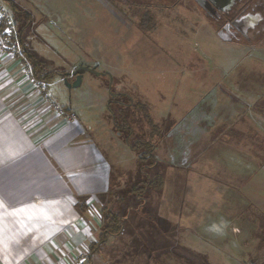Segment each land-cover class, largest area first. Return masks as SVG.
Segmentation results:
<instances>
[{"label": "rangeland", "instance_id": "374dc122", "mask_svg": "<svg viewBox=\"0 0 264 264\" xmlns=\"http://www.w3.org/2000/svg\"><path fill=\"white\" fill-rule=\"evenodd\" d=\"M133 1L0 0L15 25L0 47V105L46 136L74 117L109 166L107 189L84 186L96 165L62 175L82 187L52 191L3 161L0 264H264V41H223L194 0ZM165 4L152 23L143 15ZM14 75L34 93L3 99ZM141 141L156 146L155 166ZM156 173L159 190L147 184ZM70 207L87 215L64 222ZM108 212L123 231L101 243Z\"/></svg>", "mask_w": 264, "mask_h": 264}, {"label": "crops", "instance_id": "0c3cea01", "mask_svg": "<svg viewBox=\"0 0 264 264\" xmlns=\"http://www.w3.org/2000/svg\"><path fill=\"white\" fill-rule=\"evenodd\" d=\"M260 41H264V34L261 36ZM16 67V63L10 66L11 76H13V70H16ZM11 80V84L8 83L5 86V88L9 89L2 91L7 92L3 99L14 93H20L22 96H29L34 93L35 90L32 83L28 81L23 82L20 75H14V77H11ZM14 84L18 85V87ZM10 106H13L12 110L22 108V106L13 105V102H9ZM6 108L5 104L3 106L0 105V112ZM33 108L29 107L30 110ZM35 113L36 111H33V113L29 111L28 113H23L22 121L27 125L31 121H35L37 118ZM68 115L72 114L69 112ZM40 123L41 121H35L32 125H29L30 131H28L22 125L21 120L18 117L16 118L11 110L6 109V116L0 121V164H3V161H5V166H7L6 173L11 175L16 174L18 170H11L8 164L13 162V160L15 162L23 161V172L29 175V182L35 184L31 188L37 190L51 189L55 191L69 187L76 190L82 186L77 182L72 183V180L68 178L63 179L62 175L74 173L79 168H92L97 165L100 168L102 167V169L94 173L95 175L93 177L95 180L92 184L84 186L93 190H98L99 188L104 190L109 187V181L104 179V175L109 170L108 163L103 155L99 154L88 132H86L74 117L71 120L60 121L59 125H56L57 127L52 131L49 129L47 136V133L43 131L45 130V126ZM84 133L85 139L81 140L82 138L80 137ZM245 151L247 152V150ZM248 152L253 154V151ZM262 167L264 168V166ZM54 204H56L55 201L48 200L47 205L54 206ZM67 213V216L63 220L64 222L71 223L79 219H84L81 216L87 215L80 214L77 209L71 207ZM64 224L66 225L67 223ZM80 229L81 232L84 230V228ZM75 232L77 234L78 231L74 229ZM57 233H53L52 235L55 237V235H58ZM82 234L85 236V233ZM79 237H82V235H79ZM39 259L41 258L39 257ZM4 264L9 263L4 261Z\"/></svg>", "mask_w": 264, "mask_h": 264}, {"label": "flooded vegetation", "instance_id": "af4514ba", "mask_svg": "<svg viewBox=\"0 0 264 264\" xmlns=\"http://www.w3.org/2000/svg\"><path fill=\"white\" fill-rule=\"evenodd\" d=\"M128 3L132 2L134 3L133 0H126ZM150 3L153 2V0H148ZM199 8L204 11L203 15L209 16L210 19H214L218 21L219 26L216 28V33L218 35L219 30H221L223 27L228 26L229 32H232V40H239V41H260L261 36L264 34V0H235V5L234 7L227 13V12H220L219 15L213 14L210 16L206 9H204L196 0H194ZM148 10L150 11H145L143 12L146 19H151L154 21V19H157V13L158 9H167L171 8L169 5H157V6H152V5H147ZM147 7H145L147 9ZM153 10V12L151 11ZM156 10V11H155ZM153 14V15H152ZM261 14L262 18L259 20L258 23H255L252 25L254 22H250L245 20V24L243 25L240 23V29L241 31L236 30V28L230 24H233L234 20L238 17L239 19H247L249 18V15H257ZM260 17V15H259ZM250 24L247 28V26ZM156 25V24H154ZM154 27V26H153ZM141 30V29H140Z\"/></svg>", "mask_w": 264, "mask_h": 264}, {"label": "trees", "instance_id": "16d2710c", "mask_svg": "<svg viewBox=\"0 0 264 264\" xmlns=\"http://www.w3.org/2000/svg\"><path fill=\"white\" fill-rule=\"evenodd\" d=\"M11 6H13V4ZM15 11L18 14H20V12H22V11H18L16 9H15ZM23 14L27 20L26 23H28L31 20L30 14H26V13H23ZM34 63H35L34 65H36V66L38 65L36 60ZM253 142L254 141H252V143ZM140 144L144 145V147H145V152L142 153L143 158H151L153 160L152 165L155 166L158 162L157 157H156V146L152 142L141 141V142H139V144L137 146H133V148H135V149L139 148ZM255 153H256V151H255ZM256 154H257V156H259L258 152ZM262 163H264V161ZM147 184L149 186H151L152 189L159 190V189L164 187L165 179L161 174L156 173L149 178ZM137 190H138L137 187L133 189V191H137ZM122 231H123V218H121L117 214H114L113 212L112 213L108 212L106 214V226H105L104 231L101 235V243L108 241L111 237H115V236L120 235L122 233ZM92 246H94V245H92Z\"/></svg>", "mask_w": 264, "mask_h": 264}, {"label": "water", "instance_id": "95a60500", "mask_svg": "<svg viewBox=\"0 0 264 264\" xmlns=\"http://www.w3.org/2000/svg\"><path fill=\"white\" fill-rule=\"evenodd\" d=\"M204 9H206L207 13L212 16L213 14L219 15L220 12H229L235 5V0H196ZM213 14H212V12ZM260 15V17H259ZM249 18L247 19H239L238 17L234 20L233 24H230L232 26H234L236 28V30L241 31L240 29V23H242L243 25L246 23L245 20L250 21V22H254L252 25H254L255 23H258L259 20L262 18L261 14H257V15H249ZM245 22V23H244ZM250 24H248L247 26H245V28H247ZM232 32H229V28L228 26L223 27L221 30H219L218 32V37L220 39H222L223 41H232ZM76 79L75 82L72 85H69V87L71 86H79L82 84L83 81V69L79 68L77 70H75L72 73ZM67 83V81H66Z\"/></svg>", "mask_w": 264, "mask_h": 264}, {"label": "built area", "instance_id": "2783aa9c", "mask_svg": "<svg viewBox=\"0 0 264 264\" xmlns=\"http://www.w3.org/2000/svg\"><path fill=\"white\" fill-rule=\"evenodd\" d=\"M2 25H5L6 30L2 33L0 32V47H3L5 52H7L10 48L6 46L5 43H7V41H12L11 35L13 34L15 25L10 15L2 7H0V28ZM40 90L45 91L46 86L42 85ZM53 105H56L55 109H59V105H57V103L53 102Z\"/></svg>", "mask_w": 264, "mask_h": 264}]
</instances>
